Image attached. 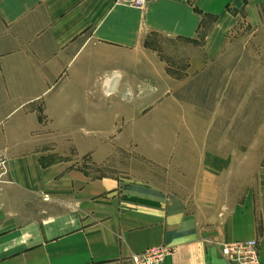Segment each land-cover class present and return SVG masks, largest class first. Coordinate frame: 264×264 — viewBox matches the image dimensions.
<instances>
[{
	"label": "crops",
	"instance_id": "crops-1",
	"mask_svg": "<svg viewBox=\"0 0 264 264\" xmlns=\"http://www.w3.org/2000/svg\"><path fill=\"white\" fill-rule=\"evenodd\" d=\"M263 20L264 0H147L141 9L0 0V149L9 158L0 264H132L133 253L158 245L174 249L159 264H228L223 242L256 237L261 248L252 192L262 191L264 165L250 149L204 151L163 183L95 175L48 159L45 147L64 145L77 129H106L115 109L94 98L115 89L132 96L121 97L119 129L143 128L157 67L165 72L149 45L155 35L187 42L185 71L198 74L235 49L240 22L264 33Z\"/></svg>",
	"mask_w": 264,
	"mask_h": 264
},
{
	"label": "rangeland",
	"instance_id": "rangeland-1",
	"mask_svg": "<svg viewBox=\"0 0 264 264\" xmlns=\"http://www.w3.org/2000/svg\"><path fill=\"white\" fill-rule=\"evenodd\" d=\"M237 30L230 40L237 43L235 49L198 74L185 71L187 42L155 35L149 45L165 62V72L157 67L155 108L141 118L143 128L119 129L124 126L120 103L132 96L115 89L108 97L94 98L115 109L106 129H77L64 145L45 147L48 159L68 158L95 175L150 176L163 183L170 180V171L187 170L204 151L241 155L250 149L252 158L264 165V33L244 21ZM252 195L262 242L259 261L264 264V186L262 191L253 188Z\"/></svg>",
	"mask_w": 264,
	"mask_h": 264
},
{
	"label": "built area",
	"instance_id": "built-area-1",
	"mask_svg": "<svg viewBox=\"0 0 264 264\" xmlns=\"http://www.w3.org/2000/svg\"><path fill=\"white\" fill-rule=\"evenodd\" d=\"M147 0H115L116 3L135 8H143ZM9 158L7 153L0 149V182L7 181ZM223 252L228 261L238 264H260V241L256 237L237 239L222 243ZM174 249L165 245L153 246L131 255L132 264H159L164 256Z\"/></svg>",
	"mask_w": 264,
	"mask_h": 264
}]
</instances>
